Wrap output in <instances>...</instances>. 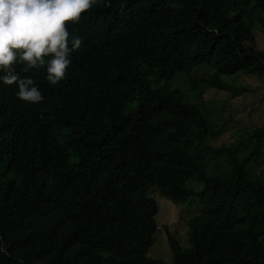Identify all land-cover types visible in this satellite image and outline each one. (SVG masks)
I'll list each match as a JSON object with an SVG mask.
<instances>
[{
    "label": "trees",
    "instance_id": "16d2710c",
    "mask_svg": "<svg viewBox=\"0 0 264 264\" xmlns=\"http://www.w3.org/2000/svg\"><path fill=\"white\" fill-rule=\"evenodd\" d=\"M255 25L264 36V0H97L69 24L82 44L58 85L43 71L21 73L33 76L40 103L2 85L0 264H264V181L247 172L264 127L215 148L200 98L167 84L202 65L214 70L194 74L193 87L263 75ZM210 156L232 171H210ZM151 186L174 203L198 201L187 246L167 230L169 263L147 257L157 230Z\"/></svg>",
    "mask_w": 264,
    "mask_h": 264
},
{
    "label": "rangeland",
    "instance_id": "374dc122",
    "mask_svg": "<svg viewBox=\"0 0 264 264\" xmlns=\"http://www.w3.org/2000/svg\"><path fill=\"white\" fill-rule=\"evenodd\" d=\"M253 4V0H249ZM257 17L262 15L254 14ZM254 42L250 44L258 50H264V36L262 29L255 25L252 29ZM205 70L204 76L212 72L211 66L202 65L194 68L190 73L179 74L171 78L167 84L179 87L185 92L188 100L195 101L200 98L196 105L205 111L202 114L207 127L212 135L208 138L213 147L235 146L242 141V135L247 136L248 131L264 127V74L252 75L247 73H236L222 77L225 88L216 89L206 85L195 87L192 81L195 75ZM193 76V77H191ZM244 86L246 89L241 94L232 95L231 89ZM200 90L201 96L198 95ZM133 127L143 130L145 127L146 108H137L134 111ZM247 138V137H246ZM262 155L258 162L248 166L247 172L252 178L264 181V145L261 148ZM171 153V152H170ZM175 153V152H173ZM169 155V152L167 153ZM244 152L240 154L242 157ZM208 169L213 172H229V166L222 157L210 156L207 162ZM194 189H200L201 183L190 182ZM157 204L158 210L155 214L157 230L154 234L153 244L147 252L148 258L162 259L166 263L171 261V251L167 243V230L174 234L182 246L188 245L187 220L197 212V200H185L180 203L171 202L162 196L156 186H151L147 193ZM236 222L244 221V218H236ZM146 264V263H143Z\"/></svg>",
    "mask_w": 264,
    "mask_h": 264
},
{
    "label": "clouds",
    "instance_id": "9594fccd",
    "mask_svg": "<svg viewBox=\"0 0 264 264\" xmlns=\"http://www.w3.org/2000/svg\"><path fill=\"white\" fill-rule=\"evenodd\" d=\"M97 0H0V91L15 84L23 102L38 104L44 96L32 75L45 73L49 86L58 85L81 47L69 31ZM20 66V70H16Z\"/></svg>",
    "mask_w": 264,
    "mask_h": 264
}]
</instances>
